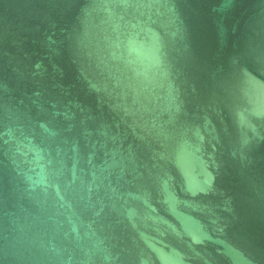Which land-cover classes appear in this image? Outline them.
Listing matches in <instances>:
<instances>
[{
	"label": "water",
	"instance_id": "1",
	"mask_svg": "<svg viewBox=\"0 0 264 264\" xmlns=\"http://www.w3.org/2000/svg\"><path fill=\"white\" fill-rule=\"evenodd\" d=\"M0 264H264V0H0Z\"/></svg>",
	"mask_w": 264,
	"mask_h": 264
}]
</instances>
